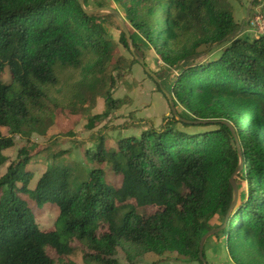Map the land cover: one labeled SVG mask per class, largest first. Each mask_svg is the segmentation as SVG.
<instances>
[{
	"label": "trees",
	"instance_id": "1",
	"mask_svg": "<svg viewBox=\"0 0 264 264\" xmlns=\"http://www.w3.org/2000/svg\"><path fill=\"white\" fill-rule=\"evenodd\" d=\"M121 1L132 25L168 65L162 74L154 71L161 83L146 74L159 91L173 95L183 118L209 121L188 123L171 112L160 128L96 151L87 148L98 166L80 182L62 161L72 151H58L31 188L30 164L47 150H36L31 135L52 119L50 106L79 112V98L85 111V103L95 106L103 96L107 109L86 125L94 129L125 102L113 95L125 65L141 63L121 56L113 73L102 74L114 42L101 13L85 12L79 0H0V167L10 160L4 151L16 144L15 135L32 144L0 177V264H56L47 248L70 255L72 239L86 247V264H119V247L134 256L177 252L203 264L201 238L223 224L234 197L230 179L240 164L236 137L224 120L235 128L244 169L238 205L227 227L213 236H227L236 264H264V33L239 34L230 0ZM129 30L136 52L123 30L121 42L133 55L144 54ZM206 52L212 55L197 59ZM7 69L11 81L4 83ZM106 164L121 176L120 186L107 181ZM24 195L56 203L64 230H43ZM147 205L159 209L152 215L137 211ZM215 218L219 225L212 224Z\"/></svg>",
	"mask_w": 264,
	"mask_h": 264
},
{
	"label": "rangeland",
	"instance_id": "2",
	"mask_svg": "<svg viewBox=\"0 0 264 264\" xmlns=\"http://www.w3.org/2000/svg\"><path fill=\"white\" fill-rule=\"evenodd\" d=\"M230 2L233 6L235 20L240 22L238 23L240 26L238 30L239 34H249L251 37H255L264 33V0H230ZM87 4V7L108 6L116 8L121 13L128 28L136 35L135 37L139 44L146 49L144 54L138 53L133 55L131 50L126 48L120 40L122 31L120 29V20L116 16H110L109 12H101L99 16L104 20V26L108 31L107 35L114 42L113 48L106 59L105 68L101 71L102 74L113 73L114 67L121 56H124L128 60H132L133 58L138 60L144 59L153 71L160 72L161 74L168 68V65L156 50L150 47V44L145 41L144 37L132 25L121 0H88ZM222 47L217 48L215 53H220ZM131 49L136 52L133 44ZM204 51L205 48H202L201 52ZM210 55L212 53L206 52L199 55L197 59L202 60ZM89 66L84 68L82 72L86 69L89 70ZM117 72L115 71L116 74ZM83 73H86V71ZM122 74L117 78L118 81L113 90V95L115 98L125 100V102L119 108L113 110L108 117L102 120L99 119L100 121L97 122L94 129H88L86 125L91 115L104 112L107 109V102L103 96L97 97L95 106L85 103L84 106L87 108L85 111L81 110L79 98L74 99L76 100V108L79 112H70V109L62 107L54 109L53 106H50L53 111L52 119L47 122V125H44L41 131H35L31 135L32 141L37 144L35 146L36 150H40V148L47 149L30 164V168L35 173L30 184L31 188L36 187L38 179L46 170L56 152L61 150L72 151H66L67 153H64L62 161L76 171L77 180L80 182L87 179L90 170L98 166V163L89 158L86 152L87 148L96 151L103 144L107 145V147L116 145L117 140L121 137L140 136L142 130L148 129L151 126L160 128L165 117L172 114L168 99L164 93L158 90L155 81L146 74L143 65L138 62H135L133 65L127 64L122 70ZM1 80L4 83L11 81L8 69ZM79 93L80 89L76 92V96ZM72 95L75 97L74 94ZM179 107L183 109L186 115L192 116L183 106L179 105ZM179 126L183 127L181 124ZM202 129L201 127H190L188 130ZM1 130L6 135L11 134L7 127H1ZM93 132L95 133L92 134ZM100 133L103 134L102 137L99 136ZM15 141L16 144L13 147L4 151L10 160L0 167V177L7 172L10 163L17 158L19 150L32 145L21 135H15ZM104 167L107 181L113 186H120L121 176L115 173L109 164L104 165ZM241 185L243 187L242 190L246 191V183H241ZM24 197L32 205L38 223L43 230H59L61 232L64 230L63 222L58 221L60 208L56 203L47 202L39 204L31 195H24ZM131 201L135 203V200ZM158 209L159 206L157 205L137 207V211L145 215H152ZM220 223V219L215 218L212 220V224L214 225H219ZM227 239L226 235H221V237L212 236L209 239L204 246L208 259L207 263L236 264L228 251ZM70 243L74 246V252L70 255L59 256L51 247H48L47 250L55 259L56 264H86L84 261L86 247L76 239H72ZM116 258L119 260V264H201L198 260L187 259L177 252H166L164 254L147 252L135 256L128 255L123 247H119Z\"/></svg>",
	"mask_w": 264,
	"mask_h": 264
},
{
	"label": "water",
	"instance_id": "3",
	"mask_svg": "<svg viewBox=\"0 0 264 264\" xmlns=\"http://www.w3.org/2000/svg\"><path fill=\"white\" fill-rule=\"evenodd\" d=\"M81 7L83 8V10L87 13H101V12H109L113 15H115L119 20H120V25L122 30L126 33V35L128 36V38L130 39V43L133 44L134 40L132 38V34L127 26V24L125 23V20L122 18L121 13L113 7H108V6H98V7H87L85 4V0H79ZM140 63L145 67L146 71L153 76V78L158 82L161 83L160 79L158 78V76L156 75V73L154 71H152V69L146 64L144 59H140L139 60ZM164 93L166 95V98L169 101L171 110L173 112V114L176 116L177 119H179L180 121H184V122H188V123H195V124H200V123H207L209 120H188L183 118L179 113H178V109H177V105H176V101L173 97V95L167 91V89L163 88ZM223 122H225L226 124H228L235 137H236V141H237V148H238V152L240 155V164L237 167V169L235 170V172L232 174L231 176V184L234 188V197L233 200L230 204V207L227 211V214L225 216V220L223 222L222 225L216 227V228H212L209 231H207L201 238L200 241V246H199V255H200V259L202 260V262L204 264H208L207 263V259L204 255V246H205V242L206 240L215 235L216 233H219L220 231L224 230L229 222V219L234 211V209L236 208V206L238 205V202L240 200V186H239V181H238V175L243 171L244 169V155H243V149L241 147V143L239 141V138L236 134L235 128L231 125V123H229L228 121L224 120Z\"/></svg>",
	"mask_w": 264,
	"mask_h": 264
},
{
	"label": "crops",
	"instance_id": "4",
	"mask_svg": "<svg viewBox=\"0 0 264 264\" xmlns=\"http://www.w3.org/2000/svg\"><path fill=\"white\" fill-rule=\"evenodd\" d=\"M238 22V21H237ZM238 23H240V22H238Z\"/></svg>",
	"mask_w": 264,
	"mask_h": 264
}]
</instances>
